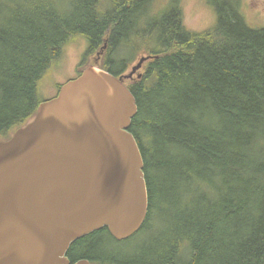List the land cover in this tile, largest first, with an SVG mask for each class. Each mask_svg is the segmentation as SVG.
Returning a JSON list of instances; mask_svg holds the SVG:
<instances>
[{"label":"trees","instance_id":"16d2710c","mask_svg":"<svg viewBox=\"0 0 264 264\" xmlns=\"http://www.w3.org/2000/svg\"><path fill=\"white\" fill-rule=\"evenodd\" d=\"M156 2L0 0V141L35 116L40 82L72 38L88 41L83 67L107 45L101 67L117 77L128 68L121 53L150 51L142 77L128 84L147 221L121 242L107 229L88 235L68 259L264 264V27L247 24L241 0H207L216 24L196 33L179 0L160 10Z\"/></svg>","mask_w":264,"mask_h":264},{"label":"water","instance_id":"95a60500","mask_svg":"<svg viewBox=\"0 0 264 264\" xmlns=\"http://www.w3.org/2000/svg\"><path fill=\"white\" fill-rule=\"evenodd\" d=\"M152 58L117 77L97 56L0 141V264H72L70 247L88 235L107 229L121 242L141 231L149 197L125 82Z\"/></svg>","mask_w":264,"mask_h":264},{"label":"rangeland","instance_id":"374dc122","mask_svg":"<svg viewBox=\"0 0 264 264\" xmlns=\"http://www.w3.org/2000/svg\"><path fill=\"white\" fill-rule=\"evenodd\" d=\"M168 1L170 0H157L154 9L160 10L163 6L167 5ZM179 2L183 10L185 26L189 31L203 33L215 26L217 14L207 0H179ZM240 5L241 12L251 28L259 29L264 27V0H241ZM152 47L154 48L155 46ZM87 49L88 41L83 36L72 38L70 42L64 46L62 56L55 61L40 82L39 95L42 101L55 97L58 94L59 88L63 84L78 76L77 71L82 69L81 64L83 63ZM145 51L146 52L139 50L138 53H135L132 49L128 50L127 53H121V56L128 60L126 74L131 73L132 68L138 63L143 55L150 54V51ZM100 52L101 50L98 53L89 56L85 66L96 63V56L101 59L100 62L103 59L105 60L108 50L107 52H103L102 55ZM109 56L114 57L113 53L109 54L108 58H110ZM143 72V70H140L138 74ZM133 77L134 78L129 80L130 83L139 79L137 74H134ZM158 214L163 216L165 210ZM112 247L119 248L123 251H130L127 247L116 243H112Z\"/></svg>","mask_w":264,"mask_h":264}]
</instances>
